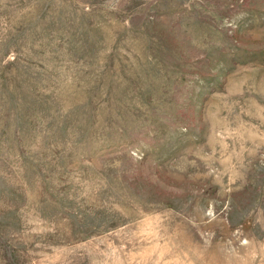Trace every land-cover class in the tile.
<instances>
[{"label":"rangeland","instance_id":"1","mask_svg":"<svg viewBox=\"0 0 264 264\" xmlns=\"http://www.w3.org/2000/svg\"><path fill=\"white\" fill-rule=\"evenodd\" d=\"M0 264H264V0H0Z\"/></svg>","mask_w":264,"mask_h":264}]
</instances>
